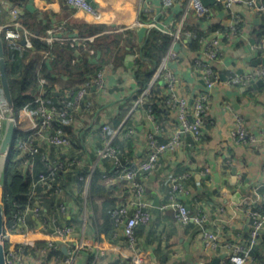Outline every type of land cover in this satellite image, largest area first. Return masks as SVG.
<instances>
[{
	"label": "crops",
	"instance_id": "obj_1",
	"mask_svg": "<svg viewBox=\"0 0 264 264\" xmlns=\"http://www.w3.org/2000/svg\"><path fill=\"white\" fill-rule=\"evenodd\" d=\"M91 2L98 10V16L68 7L65 0H30L26 6L42 14L37 17L40 26L45 25L44 16L49 15V23L64 22L71 35L85 38L84 42L74 46L85 43L92 45L89 49L92 55L87 51L81 68L67 67V62L61 60L55 65L52 79L48 81L52 92L66 99L72 97L80 86L86 85L88 88L80 108L73 112L72 146L57 149L49 146L43 138L40 146L52 162L78 156L84 159L85 166L93 167L96 150L102 146L105 138L102 126L113 128L115 132L122 125L116 137L121 150H118L119 156L117 154L116 158H106L96 165V191L99 193L87 203L83 181L69 173L65 175L70 185L60 186L61 194L58 197V203L65 207L64 210H57V202L52 205V196L38 195L45 210L50 211L55 207L60 223L73 226L74 232L57 240L46 219L31 216L30 226L41 236L30 238L29 242L36 245V242L43 244L47 239L55 240L66 252V248L70 250L83 238L95 243L94 250L100 253L96 264H134L138 256L142 258L141 264H209L216 258H220V264H230L229 257L236 245L245 243L250 234L251 221L246 203L264 212V81L257 79L242 85L231 80L233 75L245 76L254 68L264 65H252L256 60V50L259 52L258 57L264 58L253 32L264 24V15L243 4H234L228 10L217 8L216 4L209 6V22L205 21L201 29L207 31L210 26L218 27L217 33H207L204 39H209V36L219 38L222 51L218 61L213 63L219 80L207 90L195 66V59L204 58L201 50L203 41L198 50H192L186 44L198 23V17L192 11L186 12L188 0H174L168 9L162 0ZM13 5L11 0H0V38L1 27L9 20L8 13ZM142 17L145 24L154 23V28L166 34L184 19L182 30L188 36L183 33L177 42L170 44L169 49L175 51L177 56L169 58L166 66L175 79L177 101L185 99L190 107L198 93L205 92L208 95L210 108L198 141L182 131L176 107L172 110L162 107L164 112L160 108L157 118L150 114L146 103L133 109L134 97L139 88L135 76L139 48L152 28L147 25L148 29L140 41L136 25ZM238 18L242 26L237 25ZM86 27L98 29L89 34L85 33ZM122 28L134 29L132 46L121 36L119 39L101 38L104 35L125 33L127 29ZM36 35L42 39L47 36V31L40 33L38 29ZM110 50L109 60L107 55ZM239 50L240 54H236ZM44 54L45 51L39 52L41 63ZM74 54L79 56L78 52ZM99 60L105 63L101 68V86H96L93 80L97 72L93 67L97 66ZM50 61L46 60L48 67ZM158 83V89H163L162 93L168 95L164 83ZM129 104L131 106L128 108ZM237 119H240L247 133L245 142L238 141L235 135ZM16 123L17 128L26 132L36 130L35 117L29 110H20ZM176 133L180 135L178 147L174 151L162 152L153 171L146 176L139 175L144 186L143 200L151 213V219L147 224L136 227L135 243L130 245L124 235L125 221L97 241L96 234L100 227H104L105 221H111V209L119 205L125 207L127 214L124 220L136 210L127 181L114 172L116 162L120 161L135 169L148 154L149 134H154L160 142H166ZM176 179L180 181L182 190L175 199L187 207L191 216L185 224L178 221L177 210L170 203V189ZM84 204L88 217L87 226L82 229L78 220ZM210 233L214 235L213 239L206 237ZM92 251L91 248L80 251L74 264H86L90 255H93ZM255 254L258 256L255 263L264 262V228ZM46 257L38 255L32 259V264H61L54 258Z\"/></svg>",
	"mask_w": 264,
	"mask_h": 264
},
{
	"label": "built area",
	"instance_id": "obj_2",
	"mask_svg": "<svg viewBox=\"0 0 264 264\" xmlns=\"http://www.w3.org/2000/svg\"><path fill=\"white\" fill-rule=\"evenodd\" d=\"M164 7L169 8L173 5L174 0H162ZM259 0H215V3L221 4L223 9L228 10L234 4H243L248 8L255 9L259 13L264 14V6L258 4ZM68 7L81 9L89 14L98 16V10L94 7L91 0H65ZM192 11L198 18H204L205 21L209 22L210 7L203 4L201 0H188L187 10ZM23 7L13 5L12 9L9 11V20L7 23L1 27L2 40L8 43L20 44L22 38L26 35H34L32 32L26 31L19 21V16L22 15ZM142 13V12H141ZM178 23L173 30L168 31L172 36V43L177 42V40L184 35L188 36L186 32L182 30V21ZM154 23L147 22L146 25H151ZM145 25V23L140 20L137 22V27ZM237 25L242 26L241 19H237ZM128 29V28H122ZM121 29V30H122ZM68 26L64 22L52 21L50 27L47 29V36L42 38L48 45H52L54 42H68L72 46L78 45L85 41V38L71 35L68 32ZM217 33V32H213ZM212 34V33H210ZM202 51L204 58L195 59V66L197 71L200 73V79L203 82L205 89H211L216 82L219 80V74L214 68V64L218 61L221 55V40L217 37L203 40ZM177 56L176 52L168 50V52L161 58L159 64L154 68L152 76L147 84V86L139 94L138 98L133 103V109L140 106L142 103L147 101V97L151 91L156 87L159 81L163 82L165 85V90L168 93L165 104L167 107L178 109V119L182 125V131L190 134L195 141L200 140L203 132L205 118L208 115L210 108V100L205 92L198 93L191 106L189 107L185 99H180L177 101V95L175 93V79L171 72L167 70V61L169 58H175ZM264 56V52H263ZM45 60H52L50 51H45ZM232 76V75H231ZM257 79H263L264 81V65L254 68L251 73L245 76L233 75L231 77L232 82L240 83L242 85H248L252 81ZM96 86H101L102 83V71H98L96 77L93 80ZM40 93L38 96L39 106L36 112V130L32 132L29 138L26 140H18L17 148L22 153H27L30 156L40 153L42 151L43 158L50 160L49 156L40 146V140L43 138L47 141V144L54 148H69L72 146V138L61 132H51V126L54 121H59L69 117L73 122L74 116L64 107L58 105L48 106L44 95L46 94V87L48 82L46 79H40ZM1 90V89H0ZM88 88L86 85L80 86L76 93L74 94V110L80 108L83 102ZM4 103V102H3ZM2 103V104H3ZM0 103V107L2 106ZM238 127L236 129L235 135L238 141L245 142L248 139L247 133L242 127L240 119H237ZM23 130V129H21ZM102 130L105 133L107 126H102ZM122 130V125L114 132L113 135L104 138L103 144L100 148L96 150L93 167L85 166L84 159L78 156L68 157L64 159L57 160V164L49 165L45 173H41L38 179L33 183L30 199L32 200V205L26 206L21 210H14L11 216L4 219V229H3V242L5 246V256L6 264H32L35 257L32 255V248L34 245L29 242L30 238H39L41 233L35 230L34 227L30 226V218L34 216L36 219H46L50 223V227L53 234L57 237V240L64 239L67 235L74 232V228L71 225H62L55 211H46L43 204H41L39 197L37 195V189H43V194H47L53 189L52 182L55 180L56 171L59 169L63 170V174H72V177L77 175V179L83 181V193L85 195V203H87V194L89 188V182L92 174L96 168V165L106 158L117 156V152L112 145L113 139ZM25 131V130H23ZM132 132V130H130ZM252 140V139H251ZM180 142L179 133L171 136L166 142H160L154 134L148 135V154L140 161L137 168L130 169L123 165L120 161L116 162L114 172L117 176L125 179L131 189L134 204L136 205V210L133 214L124 220L127 214V210L122 205H119L112 209L109 213L111 218L114 220L115 225H119L124 222L123 231L124 235L130 243L133 245L135 243V230L138 225L147 224L151 219V213L147 210V205L143 200L144 196V186L143 183L138 181V175L146 176L155 168L160 154L164 151H174ZM69 177V176H68ZM70 185L69 183L66 184ZM60 189L54 188L49 196L53 195L56 199L60 197ZM182 190V185L180 181L174 180L170 189V200L171 204L175 206L177 210L178 221L182 224L188 223L190 219V213L187 207L175 199V196ZM65 191V190H64ZM59 204V203H58ZM264 205V200L262 202ZM58 206V205H57ZM247 211L250 217V234L245 241V243H240L236 245L233 253L229 257L230 264H252L255 263L250 252L257 245L258 239L260 237L261 231L264 228V212L259 210V208L246 203ZM64 206L59 204L57 210H64ZM46 217V218H45ZM87 210L86 205L81 211L79 216V224L81 228L84 229L87 226ZM208 239H213L214 235L207 234ZM39 240V239H38ZM43 241V240H42ZM46 242V247L37 250L35 253L39 256L46 257L52 250L62 249L64 254L60 257H54V260L60 261L61 264H74L77 255L80 251L91 248L93 251L94 261L92 264H96V260L100 257V253H97L95 248V243L86 241V239H81L75 246L70 250L66 248V252L61 245L57 244L55 240H44ZM92 244V245H91ZM142 258L139 256L135 258L134 264H141ZM257 264V263H255ZM258 264H264L260 262Z\"/></svg>",
	"mask_w": 264,
	"mask_h": 264
},
{
	"label": "trees",
	"instance_id": "obj_3",
	"mask_svg": "<svg viewBox=\"0 0 264 264\" xmlns=\"http://www.w3.org/2000/svg\"><path fill=\"white\" fill-rule=\"evenodd\" d=\"M14 5L23 7L24 13L19 16V21L30 30L34 35H26L24 45L17 43H8L4 42L5 47V57L7 60V75L9 79L10 89L12 92V97L14 101V116L17 119L18 113L20 110H29L36 117L37 108L39 106L38 96L40 93V79L44 78L47 80L52 79L51 75L54 71V67L61 60L67 62V67L72 68H81L84 64V59L86 58L87 51L92 48L91 44L85 43L80 46H72L68 42H56L51 46L48 45L45 41L40 39L36 35L37 30L39 29L40 33L46 32L50 27V17L45 15L46 23L43 26L38 24L37 17L42 15L39 11H31L27 9L26 6L30 0H11ZM218 7L222 8L221 4L215 3ZM259 5L264 6V0L258 1ZM44 15V14H43ZM264 15V14H263ZM37 20V21H36ZM144 22V18L141 19ZM205 22L204 18H198V23L195 28L192 30V36L188 38L189 41H186L187 46L192 50H198L201 45V39L205 38L207 33L216 32L218 27L216 25L210 26L207 31L201 29L202 24ZM35 24V26H34ZM87 31L85 33L93 34L97 31L98 27H86ZM256 44L259 47L260 52H264V24L259 28L253 31ZM83 34V32H80ZM119 36L123 37L128 44L131 46L135 40V31L134 29H127L125 33L119 34H110L109 36L104 35L101 38L106 39L108 37H113L119 39ZM125 36V37H124ZM187 40V39H186ZM172 41V36L166 33H162L156 28L152 27L146 33L145 38L143 39L142 46L139 48L140 55L136 62V80L138 82V91L134 100H136L142 90L147 86L154 68L159 64L161 58L167 53L170 44ZM226 41V40H225ZM40 51H50V53L56 57L51 60L50 67L47 66L46 60L42 59L40 62L41 56L39 55ZM74 52H78L79 56H76ZM110 51H108L107 58L110 60ZM83 55H82V54ZM90 54V53H89ZM92 55V54H90ZM67 58V59H66ZM48 61V60H47ZM83 61V62H82ZM74 62V63H72ZM86 62V61H85ZM105 62L99 60L97 66L93 67L95 72L101 70ZM148 63L150 66H148ZM86 79V78H85ZM88 82V80L86 81ZM87 84V83H86ZM159 83L151 91L145 102L148 108V111L153 117L159 115V112L162 111V107L167 108L165 101L167 95L162 93L163 89H158ZM46 87V94L44 98L48 106L58 105L66 108L72 115L74 114V94L69 99L59 97L52 92L50 86ZM70 102V104H69ZM131 104L128 105V108ZM161 108V111H160ZM167 109L170 110L168 107ZM164 112V109L163 111ZM72 121L69 117L60 119L59 121H54L51 126V132H61L70 137H74V129L72 126ZM33 131H23L17 128L15 133V139L12 146V150L9 155L7 165L5 167V172L3 175V185L1 187L0 194V204L5 212V216L9 218L12 211L24 209L28 205H32V200L30 199V194L32 190L33 183L38 179L41 173L47 171L49 165H55L57 163L43 158L42 151L40 153L30 156L27 153H22L17 148V141L28 139ZM114 134L113 128H108L105 132V136H111ZM117 137V136H116ZM116 137L112 141V145L118 154V150H121L120 144L118 143ZM73 141V139H72ZM119 156V154H118ZM73 157V156H71ZM123 164V163H122ZM124 165V164H123ZM130 169L134 167L126 166ZM63 170L59 169L56 171L55 180L51 183L52 187L60 188V186H66L68 184V179L65 174L62 173ZM96 169L94 170L92 177L89 182L87 200L89 201L94 195L99 193L96 191ZM139 181V175H138ZM43 189H37V195L47 196L52 193V190L47 194H41ZM52 205L58 199L55 196L51 195ZM50 197V196H49ZM55 207L50 211H54ZM112 210V209H111ZM110 210V211H111ZM109 211V212H110ZM110 215V214H109ZM111 221H105L103 228L100 227L99 232L96 234L97 241L103 239L111 230L116 226L114 220L110 217ZM46 247V242H36L34 248H32L33 256H38L35 252L39 249ZM256 246L251 250L250 254L254 259V262L257 261L258 256L255 254ZM62 249L50 251L47 257L54 258L62 256L64 253ZM46 257V258H47ZM94 257L90 255L86 264H92ZM255 264V263H252ZM258 264V263H257Z\"/></svg>",
	"mask_w": 264,
	"mask_h": 264
},
{
	"label": "water",
	"instance_id": "obj_4",
	"mask_svg": "<svg viewBox=\"0 0 264 264\" xmlns=\"http://www.w3.org/2000/svg\"><path fill=\"white\" fill-rule=\"evenodd\" d=\"M204 5L210 6L215 4V0H201ZM148 26L145 24L138 28L137 34L141 41L145 35ZM25 43V36L20 41L21 45ZM253 43V40H251ZM259 52L255 51L256 60L253 61V66H258L264 63V58L258 57ZM259 82H262L261 80ZM0 89L4 99V103L0 107V179L3 178L5 167L7 165L10 152L15 139L17 130L16 118L14 116V101L10 89L9 79L7 75V60L5 57L4 41L0 38ZM233 173L235 169L233 168ZM1 194V189H0ZM129 218V216L127 217ZM5 212L0 204V264H6L5 246L3 242V229H4ZM127 220V219H126ZM209 264H220V258H216Z\"/></svg>",
	"mask_w": 264,
	"mask_h": 264
},
{
	"label": "rangeland",
	"instance_id": "obj_5",
	"mask_svg": "<svg viewBox=\"0 0 264 264\" xmlns=\"http://www.w3.org/2000/svg\"><path fill=\"white\" fill-rule=\"evenodd\" d=\"M102 35H103V34H102ZM240 52H241V51L239 50V51L236 52V54H237V53L240 54ZM3 102H4V99H3V96H2V93H1V90H0V103L2 104ZM23 116H24V115H23ZM23 116H22V118H24ZM2 185H3V178L0 179V189H1Z\"/></svg>",
	"mask_w": 264,
	"mask_h": 264
},
{
	"label": "bare ground",
	"instance_id": "obj_6",
	"mask_svg": "<svg viewBox=\"0 0 264 264\" xmlns=\"http://www.w3.org/2000/svg\"><path fill=\"white\" fill-rule=\"evenodd\" d=\"M29 129H30V128H29ZM29 129H28V130H29Z\"/></svg>",
	"mask_w": 264,
	"mask_h": 264
}]
</instances>
